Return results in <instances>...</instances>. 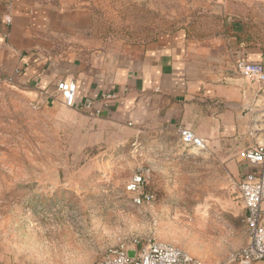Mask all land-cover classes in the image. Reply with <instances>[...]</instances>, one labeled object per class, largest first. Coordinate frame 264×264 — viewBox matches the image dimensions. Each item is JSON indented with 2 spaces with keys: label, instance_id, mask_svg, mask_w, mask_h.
<instances>
[{
  "label": "rangeland",
  "instance_id": "374dc122",
  "mask_svg": "<svg viewBox=\"0 0 264 264\" xmlns=\"http://www.w3.org/2000/svg\"><path fill=\"white\" fill-rule=\"evenodd\" d=\"M38 3L87 24L42 31L41 47L28 53L94 75L111 73L158 35L182 29L194 37L231 34L235 47L264 51L262 4L235 10L230 0ZM49 94L41 99L34 81L0 76V264H92L134 238L171 242L215 263L247 243L245 210L233 189L246 171L238 155L242 135L196 153L173 127L113 123L66 106L55 86ZM140 174L144 182L131 189ZM148 191L152 202L135 201Z\"/></svg>",
  "mask_w": 264,
  "mask_h": 264
},
{
  "label": "crops",
  "instance_id": "0c3cea01",
  "mask_svg": "<svg viewBox=\"0 0 264 264\" xmlns=\"http://www.w3.org/2000/svg\"><path fill=\"white\" fill-rule=\"evenodd\" d=\"M230 1L235 10L244 9V3L251 8L254 4L264 6V0ZM38 2L0 0V76L12 78L17 84L34 81L41 99L60 80H71L77 86V105L92 101L99 110L96 116L135 128L151 123L176 130L188 127L213 150L224 137L237 139L242 135L239 158L246 171L254 168L240 152L255 145L256 140L264 141L261 133L258 139L252 134L251 110L257 84L247 83L237 73L236 63L245 59L264 65L260 46L238 48L231 34L194 37L182 29L158 35L156 41L111 73L94 75L78 64L55 61L49 65L48 60H38L39 53H28L41 47L43 40L38 37L42 31L53 30L57 24L67 31L87 24V19H71L48 11Z\"/></svg>",
  "mask_w": 264,
  "mask_h": 264
},
{
  "label": "built area",
  "instance_id": "2783aa9c",
  "mask_svg": "<svg viewBox=\"0 0 264 264\" xmlns=\"http://www.w3.org/2000/svg\"><path fill=\"white\" fill-rule=\"evenodd\" d=\"M10 21V17L6 18ZM237 73L247 81L257 84L256 94L264 88V65L240 59L236 63ZM56 90L63 98V103L87 111L90 115H98L99 110L93 107L92 101L83 106L77 105V86L67 79L60 80ZM179 138L185 147L193 151L205 152L209 147L207 141L194 130L181 126L178 128ZM240 156L254 166L233 184L238 194L239 203L245 210L248 241L228 258L215 263L208 262L191 254L180 245L148 238L142 242L134 238L131 242L111 248L100 260L92 264H255L264 260V146L255 144L240 152ZM144 182L142 174L136 176L130 184L131 189L140 187ZM155 199L152 192H141L137 203H150ZM136 244V255L130 257L127 249Z\"/></svg>",
  "mask_w": 264,
  "mask_h": 264
},
{
  "label": "water",
  "instance_id": "95a60500",
  "mask_svg": "<svg viewBox=\"0 0 264 264\" xmlns=\"http://www.w3.org/2000/svg\"><path fill=\"white\" fill-rule=\"evenodd\" d=\"M245 80V79H244ZM247 81V80H246ZM249 83H252L250 81H247ZM257 90V89H256ZM253 116H252V134L253 136L257 138L258 134H262L264 137V88L256 94V102L254 107L251 110ZM256 144H261L264 146V141L256 140ZM138 246L136 244L130 246L127 249L128 255L130 257H134L136 255Z\"/></svg>",
  "mask_w": 264,
  "mask_h": 264
},
{
  "label": "trees",
  "instance_id": "16d2710c",
  "mask_svg": "<svg viewBox=\"0 0 264 264\" xmlns=\"http://www.w3.org/2000/svg\"><path fill=\"white\" fill-rule=\"evenodd\" d=\"M148 192H150V191H148Z\"/></svg>",
  "mask_w": 264,
  "mask_h": 264
}]
</instances>
